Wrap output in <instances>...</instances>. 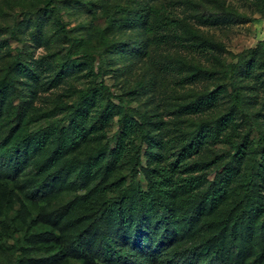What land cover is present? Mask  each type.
<instances>
[{"label":"trees","instance_id":"16d2710c","mask_svg":"<svg viewBox=\"0 0 264 264\" xmlns=\"http://www.w3.org/2000/svg\"><path fill=\"white\" fill-rule=\"evenodd\" d=\"M133 1L137 6L122 9L123 18H112L110 24L141 29L142 39L130 47V52L133 57H144L155 40L156 46L167 43L169 35L160 34V29H177L180 22L153 5L162 0ZM51 2L46 12L54 10L50 8ZM261 12L264 17V0ZM199 21L209 22L204 18ZM224 21L215 18L213 24ZM35 30L40 40L41 26L37 24ZM189 45L197 49L204 45L213 48L209 41ZM185 66L181 63V67ZM188 68L192 73L182 82L194 83L216 74L202 67ZM263 68L264 41H260L256 47L244 50L228 69L233 86L228 113L214 125L202 124L189 141L183 142L180 154L168 166L163 163L162 153H158L162 141L151 135L148 126L152 122L144 120L142 131H148L144 155L149 163L142 165L138 154L130 158L135 161L130 182L120 180L105 186L100 182L92 186L99 175L103 180L109 179L125 159L128 139L139 125L126 114L116 136V146L108 155L99 152L84 158L69 156L94 139L93 133L108 125L115 115L114 108H118L107 107L93 116L94 106L90 102L94 101L95 91L89 90L80 97L67 118V126L52 125L35 132L24 126L17 133L12 131L0 145V157H3L0 224L4 223L10 207L6 181L26 166L34 165L36 176L45 181L44 188L51 184L55 189H79L65 206L45 209L36 221L37 225L49 223L51 229L30 235L28 242L43 245L47 255L25 254L13 264H98L99 261L103 264H264V120L259 121L249 113L248 102L239 88V79L256 77L255 71ZM16 69L27 77L34 76L21 62L16 64ZM71 70V63L63 64L51 83H61ZM12 86V81L0 83L1 104L7 103ZM101 89L108 91L104 84ZM221 89L199 95L180 106V112L197 114L214 107L220 98H225ZM239 114L244 115L250 130L256 129L259 135L250 157L247 135L239 142L234 139ZM18 120L22 124L25 114L18 112ZM90 120L93 124H88ZM210 141L229 144L234 151L215 169L211 168L213 163L203 159L183 163L192 156L203 155ZM140 173L145 184L137 180ZM73 175L75 179L68 182Z\"/></svg>","mask_w":264,"mask_h":264},{"label":"rangeland","instance_id":"374dc122","mask_svg":"<svg viewBox=\"0 0 264 264\" xmlns=\"http://www.w3.org/2000/svg\"><path fill=\"white\" fill-rule=\"evenodd\" d=\"M48 2L50 0H0V83H13L7 103H0V145L12 131L17 133L24 126L32 132L52 125L67 126V118L80 97L89 90L95 91L94 101L90 102L94 106L93 116L107 107L118 108H114L115 115L110 123L93 133L94 139L69 156L84 158L99 152L108 155L116 146L124 114L139 125L128 139L122 165L107 180L99 175L92 186L100 182L102 186L120 180L130 182L135 162L130 158L134 159L137 154L142 165H148L144 155L148 131H142L141 127L144 120L152 122L153 125L148 126L151 135L162 141L158 153L164 156L163 163L168 166L176 160L183 142L189 141L202 124L214 125L228 113L229 94L233 88L228 69L244 50L264 41L262 0L157 2L153 5L179 20L180 25L177 29H160V34L169 35L167 43L156 46L155 40L144 57H133L130 52V47L142 39L141 29L110 24L112 18H123L122 9L137 6L133 0H52L50 8L54 10L46 12ZM199 18L209 22L202 24ZM215 18L225 21L215 25ZM37 24L41 26L40 40L36 38ZM197 41H209L213 48L190 47L191 42ZM18 62L31 69L34 76L18 73ZM66 63H71L70 74L57 85L51 83ZM181 63L186 66L181 67ZM189 66L202 67L216 74L211 79L182 82L192 73ZM261 71L264 72V68ZM261 71H255L256 77L239 79L249 113L259 121L264 120V73ZM102 84L108 91L101 89ZM219 87L225 92V98H220L214 107L197 114L180 112V106ZM18 112L25 114L22 124ZM93 122L90 120L88 124ZM235 122L237 136L234 139L239 142L247 135L250 157L259 141L258 132L250 130L244 115H237ZM233 151L229 144L210 141L203 155L192 156L183 163L203 159L213 163L211 168L215 169ZM246 162L249 163L248 158ZM13 175L6 181L10 207L4 223L0 224V264H13L25 254L46 256L43 245L28 242L30 235L51 229L49 223L37 225L36 221L45 209H59L79 192V189H55L51 184L42 187L45 181L36 176L34 165ZM74 179L75 175L67 181ZM137 180L142 184L146 182L142 173ZM98 264L103 263L99 261Z\"/></svg>","mask_w":264,"mask_h":264}]
</instances>
